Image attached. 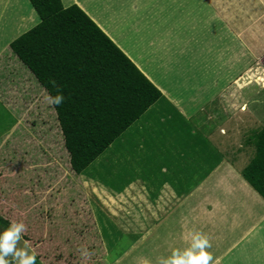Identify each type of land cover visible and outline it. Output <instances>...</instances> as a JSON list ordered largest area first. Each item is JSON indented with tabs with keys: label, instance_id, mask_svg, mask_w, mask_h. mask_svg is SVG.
I'll list each match as a JSON object with an SVG mask.
<instances>
[{
	"label": "rangeland",
	"instance_id": "rangeland-1",
	"mask_svg": "<svg viewBox=\"0 0 264 264\" xmlns=\"http://www.w3.org/2000/svg\"><path fill=\"white\" fill-rule=\"evenodd\" d=\"M110 1L108 4L105 0L64 2H79L80 7L92 15L116 44L122 47L119 39L124 38L131 46L148 39V46H154L156 41H161L164 45L171 41L178 53H183L177 56L174 64L176 69L167 74L166 69L158 71L151 54L146 55L138 51L142 62L159 74V79L164 84L171 83L175 89V97L171 100L164 95L165 100L157 103L156 108H150L146 116L141 118L140 125L138 124L132 132L139 130V135L146 141H162L167 136L179 133L182 128L190 127L191 130L187 132L190 135L194 132L196 134L188 144H177L180 149L175 151L179 154H191L196 148L192 141L200 137L201 141H206L195 129L207 127L212 131L218 130L221 137L223 136L224 158L234 163L236 161L240 173L254 155V132L264 126V0ZM186 9L188 21H198L192 22L197 29H190L202 31L199 36L202 43L205 38L215 36L213 44H219L217 50H202L195 39H192L198 36L188 33L186 38H182L185 27L188 32L190 30L186 24L191 23L182 20L183 11ZM203 18L208 20V24L202 23L205 22ZM22 30L24 28L18 32ZM134 33L148 34L150 38L139 36L137 42L131 43ZM126 37H129V40ZM207 43L210 44L209 41ZM3 45L4 40L0 39V49ZM8 49L0 55V216L9 222H23L26 225L27 231L23 236L30 239L29 247L39 257L40 263L94 264L98 260L101 264H140L141 259H147L151 264H157L159 257L166 258L174 249L182 250L188 247V235L200 232L206 235L212 244L208 251L214 257L213 264H264V222L258 227L255 238L250 237L248 240V237H234V241H231L235 242L234 247H231V242L221 247L217 241H223L208 235L202 225L204 230L198 226L193 209L189 211L186 203L180 206L183 208L177 207V210L169 214L168 198L162 196V201L160 197L153 199L166 203L165 208L156 213L147 194L137 199L128 190L125 198H113L105 192L103 189L107 186L103 182L106 177L104 169L100 174L102 179H91L92 176H98L97 172H101L99 166L103 155L101 160L89 167L86 173L90 175H77L71 169L69 153L60 137L55 110L45 109L50 104L43 98L48 95L44 96L42 90H31L36 86L33 77L30 72L28 76L21 68L23 66L29 71L21 62L18 67L12 59L8 60L11 56H5ZM127 52L142 67V62ZM197 53L200 66L206 68L198 69L194 66L199 65L193 63ZM163 59L166 60V56ZM144 73L164 91L163 93L171 92L170 89H164L159 79L146 70ZM188 78L196 81L192 84L193 90L189 87L191 81L186 82ZM235 84L239 86V95L232 92L225 104L221 95L230 85ZM178 98H183L186 109L191 113L187 112ZM171 101L184 113L194 115L192 121L183 116L177 120L175 114L170 115V120L168 107ZM149 114L151 119L147 120ZM13 116L19 118L16 133L11 125L14 123ZM166 126L170 129H156ZM28 135L36 145L39 142L44 147L39 149L36 146V149L28 154L33 155L32 157H28L23 151ZM187 136L189 137L188 134L176 135L183 138ZM35 137H38L37 140ZM138 147L139 144L136 148ZM33 148L34 146L31 149ZM131 148H134L133 145L129 149ZM142 153L138 157L145 155V151ZM125 154L127 152H124ZM149 156L145 155V161ZM28 164L31 166L30 170L37 171L30 173ZM23 169L26 175H30L26 182ZM118 202L125 205L129 212L120 210ZM194 204L197 208L201 207H198V201ZM77 208L81 214L76 212ZM79 217H82L83 221L77 224ZM100 217L103 220L107 218L114 221V218L117 221L114 222L117 223V231L122 237L116 242V246L109 247L110 238L105 237ZM86 219H91L92 222L86 223ZM212 221L221 224L217 218ZM153 222L157 224L152 225ZM201 222L204 224V219ZM205 226L208 229L210 227L207 223ZM108 232L111 237L113 232L110 229ZM136 236H140L137 241ZM23 240L20 247H23Z\"/></svg>",
	"mask_w": 264,
	"mask_h": 264
},
{
	"label": "crops",
	"instance_id": "crops-1",
	"mask_svg": "<svg viewBox=\"0 0 264 264\" xmlns=\"http://www.w3.org/2000/svg\"><path fill=\"white\" fill-rule=\"evenodd\" d=\"M62 1L64 2V0ZM90 1L94 2V0ZM105 1L107 4L111 2L110 0ZM78 3L66 4L64 2V6L69 7ZM180 4L184 8L183 3L181 2ZM78 5L80 6V4ZM88 15L100 26V24L92 17V15ZM187 15L188 12L186 9L185 11H183L182 20L188 21L189 18L187 17ZM203 20H205V22H202L203 24L207 23L208 21L205 18H203ZM190 21H188L190 25L186 24L189 29L191 27L196 28L192 22L198 21H192L191 19ZM40 22L41 19L34 6L31 4L30 0H0V39L4 40V45L0 49V55L7 48H9L10 44L14 40L37 26ZM27 24H30V26H27ZM210 24L211 18L209 26ZM100 27L108 34L106 29H104L102 26ZM22 28H24V30L18 32ZM205 31L206 30H204V33ZM184 32L186 34L183 33V39L184 37L186 38L188 33L189 35L192 34L194 36H198L197 38L192 39H195L196 43L201 46L202 50H217L216 48L217 46H219L217 42L213 44V40H216L215 36L213 38L211 36L209 37V39L205 38L204 42L202 43L199 37L202 34V31L190 29L188 32L187 27H185ZM108 36L110 35L108 34ZM139 36L141 38L144 36L150 38L148 34L140 35L138 33H134L131 37V43L137 42L139 40ZM170 36L172 38L174 37L173 35ZM154 37H156V35H154ZM110 38L112 37L110 36ZM126 38L129 40V37ZM119 40L123 44V47L117 43L118 46L138 66V68L143 73L144 70H146L148 73H150V75H152L154 78L156 77L157 79H159V74L157 75L155 72L149 69L144 62H142V59L139 57V55L141 54H139L138 51H142V53L144 52L146 55L151 54L153 56V58H151L154 59L158 71L166 69L167 74H169V72L172 73V71L176 69V66L174 64L177 61L178 54L183 55V53H178V50L174 48L171 41L167 45H164L161 41H156V44L154 46H148V42L150 43L148 39L139 42L138 45L134 44L133 46H131L128 41L125 40V38ZM208 41L210 42L209 45H207ZM114 42L116 43L115 40ZM198 45H196L197 48ZM198 49L201 51L200 48ZM127 51H129L132 55H134V57L138 58L142 62V67L138 65L137 60H135ZM197 54L198 55L194 56V64L200 63L199 53ZM164 56H166V60L163 59ZM10 59L15 62L14 64H16V66H21L20 62L13 56H10L8 58V60ZM194 66L198 69L206 68L205 66H200V64ZM21 68L24 69L29 76V71H27L23 66H21ZM146 76L148 77V75ZM150 80L152 81V79ZM188 80L191 81L189 82V85H191L189 87L191 88V90H193L194 88L192 87V84H195L196 81L188 78L186 79V82H188ZM33 81L36 86L34 87V89L32 87V91L36 92L37 89L39 91L42 90L44 96L48 95L46 93V90L40 87V85L34 78ZM159 81L160 84L163 85L164 89L171 90V92L167 90L171 95L163 93L164 91L160 89V87H158V85L154 81L152 82L157 85V87L162 91L163 95L169 97L172 100V98L175 97L173 94V90L175 89L173 88L171 83L168 82L169 84H164L160 79ZM203 82L205 84V81ZM178 99L180 100L181 105L186 109L183 98ZM171 102L169 103L168 107V110L170 111L168 115L169 118L170 115L175 114L177 120L185 117L186 120L192 121L194 115L190 116V114L184 113L173 101ZM42 104L46 105L45 103ZM47 106L48 107H46L45 109L48 108L49 110H53L51 105ZM156 107L157 104L152 108ZM38 110L41 111L42 109ZM156 111L159 113L158 108ZM187 111L191 113L189 110ZM11 112H13V110ZM16 112L18 113L19 111ZM161 114L163 113L161 112ZM144 116H146V114ZM144 116L142 118H144ZM13 118L14 123H12L11 125L14 126L12 128L16 133V126L19 125V118L16 116H13ZM149 119H151L150 114L148 115L147 120ZM170 120L172 119L170 118ZM144 121L145 120H143V123ZM140 122L141 119L135 123V126L133 124L110 148L105 151L102 156V160L101 157L99 158L101 160V165L99 166L101 167V172H97L98 176H92L91 179H102V176L100 177V174L103 172L102 169H104L106 177L103 179V182L107 186L103 189L105 192L109 193V195H111L113 198L116 196L125 198L128 190H130V192L135 195L137 199L147 194V197H150L151 205L155 207L154 209H156V213L162 211L165 208L164 205L166 203L161 202L162 196L168 198L167 201L170 208L169 214H171V212H173L174 210H177V207H180L184 203H186L189 211H191V208L193 209L195 213L194 217L197 220L195 222L198 223V226L201 228L202 225L206 230H204L203 227L201 229L205 232L207 231L208 235L211 234L215 236L217 240L221 239L223 241V243L217 241L218 244L221 245V247L227 245L231 241H234V237L242 239L248 237V240H250V237L255 238V233L258 227H260L261 223L264 222V199L243 178L242 174H240L241 172L239 173L240 170L237 167L236 161L234 163L232 161H227L224 158L225 149L223 148V136L221 137V133H219L218 130L212 131L207 127V129L199 127L195 130H197V132L201 136H204L206 141H201V137L197 138L196 141H192L196 144V148L193 150V153L190 154L181 152V154H179L175 151L176 149H180L177 147V144L183 146L185 144H188L192 136L196 134V132H194L192 135H190L187 132L191 130L190 127H184L181 129V131H178L179 133H174L170 137L167 136L162 141H146L144 137L139 135V130H135L134 132H132V130L137 128V125ZM159 128H161V130L170 129L169 126H166L165 128L157 127L156 129ZM177 134H188L189 137H176ZM60 137L63 140L61 129ZM37 138L38 137H35L36 140ZM217 140H220V142H217ZM138 144L139 147L136 148ZM131 145H133L134 148L129 149ZM32 146H34L33 149H31ZM36 146H38L39 149L44 148L43 145L41 146L39 142L38 145H36L33 141H31V138L28 135L24 141L23 151H25V153H27L26 155L28 156V154H30L32 150L36 149ZM143 151H145V155H150L149 158H146L147 161H145V155H143L142 158L138 157L139 154H143ZM124 152H127V154L124 155ZM99 159L97 161H99ZM35 166L36 165L34 164L33 167ZM27 168L30 172L31 166L29 164ZM111 169L113 170V172ZM107 170L110 171L108 172ZM33 171H37V169H33ZM22 172L25 179L23 180L26 182V179H29L30 175H26L24 169L22 170ZM107 173L109 175H107ZM85 174L90 175L87 173ZM79 176H82V174ZM111 190H113L114 192H112ZM159 197L161 199L160 202H156L157 200H153ZM197 201L198 207L201 206L199 208H197L194 204ZM118 205H120V210L129 212L125 205L120 204V202H118ZM78 211L79 210L77 208L76 212ZM103 212L105 213V209L103 210ZM214 218L219 219L221 224L218 225L217 222L215 223V221H212V219ZM202 219H204V224L201 222ZM113 220L117 222L114 218ZM114 221L106 218V220L103 221L104 227H108L107 225H109L110 223L117 228V223H115ZM206 223L207 225H210L209 229L205 226ZM154 224L157 223L153 222L152 225ZM191 235L192 234L188 235L189 237H187V240L189 242L191 240ZM136 237L137 238L135 240L137 241L138 237L140 236ZM231 244V247L235 246V242H231Z\"/></svg>",
	"mask_w": 264,
	"mask_h": 264
},
{
	"label": "trees",
	"instance_id": "trees-1",
	"mask_svg": "<svg viewBox=\"0 0 264 264\" xmlns=\"http://www.w3.org/2000/svg\"><path fill=\"white\" fill-rule=\"evenodd\" d=\"M30 2L41 22L13 41L5 56L21 62L48 95L56 96L59 88L64 102L51 106L71 169L81 175L150 108L165 100L164 95L79 5L65 7L62 0ZM239 90L237 84L230 85L221 95L224 103L232 92L239 95ZM252 140L255 152L241 174L264 199V126ZM82 221L79 217L76 222ZM100 221L105 237L110 238L109 247L116 246L121 233ZM9 225L0 216V232ZM36 264H42L38 256Z\"/></svg>",
	"mask_w": 264,
	"mask_h": 264
},
{
	"label": "clouds",
	"instance_id": "clouds-1",
	"mask_svg": "<svg viewBox=\"0 0 264 264\" xmlns=\"http://www.w3.org/2000/svg\"><path fill=\"white\" fill-rule=\"evenodd\" d=\"M53 86L55 83L53 82ZM57 95L45 97L47 103L59 107L64 102V96L57 87ZM27 231L23 222H10L3 232H0V264H36L37 255L29 247V242L23 240ZM23 240V247H20ZM212 247L209 238L200 232H194L188 247L174 249L170 256L159 257L157 264H213L214 257L208 249ZM140 264H151L147 259H141Z\"/></svg>",
	"mask_w": 264,
	"mask_h": 264
},
{
	"label": "bare ground",
	"instance_id": "bare-ground-1",
	"mask_svg": "<svg viewBox=\"0 0 264 264\" xmlns=\"http://www.w3.org/2000/svg\"><path fill=\"white\" fill-rule=\"evenodd\" d=\"M65 1V0H64ZM83 1V0H82ZM81 2V1H80ZM79 4V3H78ZM82 7V6H81ZM172 98V97H171ZM176 100V99H175ZM178 104V103H177ZM188 112V111H187ZM123 264V263H122Z\"/></svg>",
	"mask_w": 264,
	"mask_h": 264
}]
</instances>
